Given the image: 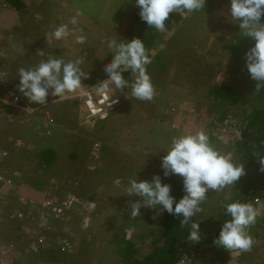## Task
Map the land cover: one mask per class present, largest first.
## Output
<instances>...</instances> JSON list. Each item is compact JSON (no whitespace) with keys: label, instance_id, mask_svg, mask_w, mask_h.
I'll return each instance as SVG.
<instances>
[{"label":"rangeland","instance_id":"obj_1","mask_svg":"<svg viewBox=\"0 0 264 264\" xmlns=\"http://www.w3.org/2000/svg\"><path fill=\"white\" fill-rule=\"evenodd\" d=\"M29 1L26 10H16L0 0V111L8 114L6 110L11 109L3 100L2 81L16 86V91L7 87L8 95L11 91L22 96L17 90L20 68H33L49 58L80 60L81 70L88 75L76 91H83L107 76L103 65L111 60L112 53L101 37L127 40L145 30V24L135 21L132 14L120 21L123 34L113 29V36H109L92 22L102 23L111 9L115 15L125 16L127 11L135 14L134 0ZM110 1L114 5L108 8L105 5ZM211 2L205 0L204 7L191 13H175L169 29L160 33L159 44L146 49L151 56L147 73L154 87L151 101L132 97L129 89L117 91V107L109 117L88 122L80 120L76 109L73 112L76 105L68 93L60 102L49 101L41 107L34 103L37 111L20 121L23 109L15 105L13 123L0 112V174L7 180L11 171L21 168L23 176L0 195V264H122L114 238L121 232L125 240L135 243L137 256L142 257L162 229L163 211L158 206L141 207V218L134 223L135 217L122 210L127 206L130 213L129 202L139 199L126 194L130 179L151 180L159 174L166 183L160 168L164 151L172 138L198 131L208 136L210 145L221 155L238 162L241 127L253 106L259 104L258 93L264 83L257 86L259 82L246 70L243 59L252 45L244 50L236 46L235 37L241 32L238 22L230 18L229 0ZM34 5H40L41 14L40 10L36 12L40 7ZM73 19L76 25L71 23ZM66 20L71 30L68 39L49 41L54 31L51 25ZM19 26L26 30L18 31ZM81 34L86 36V43L78 44L76 37ZM95 42L97 46L91 47ZM160 44L164 45L162 49ZM122 75L131 81L128 72ZM218 84L230 86L250 100L245 104L212 100L210 92ZM107 94L112 96V88L108 87ZM24 99L30 105L28 109H34ZM49 113L54 116L53 122ZM4 134L23 136L15 137V145L10 147ZM43 147L56 148L59 156L54 166H39L36 155ZM3 151L7 153L3 155ZM172 176L176 175L166 178ZM231 187L234 189L226 186L219 191L208 190L213 194L211 205L200 209L193 220L199 222V242L212 237L225 221H220L217 213L235 196L237 189ZM70 193L87 202L82 206L84 211L79 206L62 216L53 215L45 202L53 205ZM248 203L258 213L255 223L246 229L254 240L250 251L226 250L218 255L214 250L198 249L181 264H264V201L256 195ZM87 206L89 214L85 213ZM63 245L67 253L61 250Z\"/></svg>","mask_w":264,"mask_h":264},{"label":"clouds","instance_id":"obj_2","mask_svg":"<svg viewBox=\"0 0 264 264\" xmlns=\"http://www.w3.org/2000/svg\"><path fill=\"white\" fill-rule=\"evenodd\" d=\"M205 0H134L140 19L156 30H166L165 20L170 13L193 12L204 7ZM229 14L238 22L240 32L251 38L252 46L245 53V67L251 79L264 83V0H229ZM76 25V20L71 21ZM79 31V29H72ZM71 31L67 24H60L49 34V41L61 40ZM85 35H78L76 43L83 44ZM112 58L103 65L107 73L103 80L112 88V96L117 91L129 89L130 95L141 101H151L154 87L147 66L151 56L140 38L124 40L119 37L107 41ZM159 47L162 49L163 44ZM80 60L65 62L62 58H49L33 68L18 70L17 90L30 103L45 104L49 96L60 97L75 92L82 86L87 75L80 68ZM128 72L129 81L122 73ZM109 103H118V98L109 99ZM161 157L160 168L163 177L176 175L182 178L184 195L177 200L171 195V187L163 183L161 175L154 174L151 180L130 179L126 188L128 196L135 195L138 200L130 203V216L137 217L140 208L156 209L174 217H182L180 224L189 225L188 239L194 243L201 239L199 222L192 217L200 211V202L209 190L219 191L233 186L245 174L244 163L226 158L209 143L203 131L195 134H183L172 138L170 147ZM260 171L264 172V155L259 156ZM117 185L120 181H115ZM225 220L213 243L223 249L250 251L254 240L246 229L255 223L257 210L249 203L232 201L223 205ZM161 211V212H162Z\"/></svg>","mask_w":264,"mask_h":264},{"label":"trees","instance_id":"obj_3","mask_svg":"<svg viewBox=\"0 0 264 264\" xmlns=\"http://www.w3.org/2000/svg\"><path fill=\"white\" fill-rule=\"evenodd\" d=\"M28 1L29 0H5L6 3H9L12 7L19 10L23 7L25 8ZM211 1L212 0H210V3H212ZM138 11V8H136L134 19L135 21L138 20L140 23H144L145 30L137 33L134 37L142 39L146 49H148V47L155 48L156 45L159 44V40L162 39L160 36V33L162 32L153 27H148L146 22L140 19ZM175 16V13H170L169 18L165 20L166 30L169 29L170 19ZM110 17L115 20L114 22L121 19V17L117 14L115 15V13H110ZM261 22H264V17L261 18ZM235 38L236 46L242 50L249 45H252V43H247L251 41V38L245 37L242 33ZM155 39L158 41H154ZM243 61H245V59H243ZM155 63L156 61L154 64ZM210 93L213 98L212 100L223 101L229 104H245L250 100L247 95L239 93L232 87L224 84L214 85ZM258 98L259 104L253 106L251 112L246 116L240 132L238 162L244 163L245 174L233 184L234 189H237L235 190V196L224 202V204L232 201L248 203L251 200H255L256 195L264 201V172L259 170V156L264 155V89L259 91ZM51 149L52 148L46 147L39 151V162L42 167L49 168L56 164L59 154L56 148L53 150ZM71 156L74 158L76 157L73 154H71ZM165 182L171 185V195L177 200L185 194L182 186V178L172 176L170 178H165ZM38 184L40 185V183ZM234 189L231 187V190ZM211 200H213V194L210 191H207L205 193V199L200 202V209L211 205ZM162 214V229L156 240L152 241L151 247L150 245H147L149 251L142 257L137 256L138 249L135 243L131 240H125V235L122 232L120 235L114 236L116 253L120 256V259L124 264H177L179 255L192 252V256H194L197 249H201V251H204L205 249L214 250L218 255L223 254L227 250L217 245L211 247L214 239L218 236L220 227L208 240L198 242L197 244L189 243L187 239L190 226H182L180 224L182 217H174L167 212H162ZM128 215H130V213H128ZM217 216L220 221L230 219V217L225 214L224 207L219 209ZM138 217L141 218L140 216L135 217L136 221L139 220ZM194 219L195 215L192 217V220ZM135 220L134 222H136ZM61 250L66 253L68 252L64 245L61 247Z\"/></svg>","mask_w":264,"mask_h":264},{"label":"bare ground","instance_id":"obj_4","mask_svg":"<svg viewBox=\"0 0 264 264\" xmlns=\"http://www.w3.org/2000/svg\"><path fill=\"white\" fill-rule=\"evenodd\" d=\"M3 1L5 2V0H3ZM7 4H9V3H7ZM27 5L25 7V10L27 9ZM113 5H114V1L113 2L110 1V2H107L105 6L110 8V7H113ZM17 10H19V9H17ZM110 13H114L112 11V9L107 11L102 23H98L94 19H92V21L94 23H96L97 26L103 28L104 31H106L109 34V36H113L112 32H111L113 29H118L120 31V33L123 34L124 32L121 29L120 21L123 22L129 14H132L134 17V13L131 11H127L125 16H123V15L120 16V14H117L121 17V19L118 20L117 22H114L115 20L111 19ZM93 34H95L94 31L90 32L91 40L94 39ZM101 36H102V34H101ZM103 39L105 41H108L104 37H103ZM123 39H125V38L123 37ZM93 47H96V46H93ZM88 50H91L90 53L93 52L92 49H88ZM84 55L86 56V53ZM3 82H5V83H3ZM2 83H3L2 87H3V90L5 91V95H6V98L2 97V99L4 98L3 100H5L7 107H9L11 109V110H6V111H9L10 114L5 113L4 111L3 112L0 111L3 113V115H2L3 118L9 119L10 120L9 122L13 123V120H12L13 115L12 114L15 113L16 108H14V107L17 104L19 107H21L23 109V113H24L23 115L21 114L19 116L18 121L28 118L29 115H31L32 113L37 111L34 103H31L33 105L34 109L31 108V110H29L28 107H30V105L27 104L26 102H24L26 100L20 94H19V96H17V94L15 92L9 91V95H8V92H7L8 82L6 80H4V81H2ZM102 84L104 87L108 88V86L105 85V82H103V81L96 82L95 81V83L93 82V89L92 90L90 87H88L87 89H84L83 91H75V92L68 93V94H70L71 98L75 102V105L77 108L76 110L78 112V116H79L80 120H84L85 122H87L88 119H92V118L95 119V121L105 120L109 117L110 113L117 107V103H115V104L109 103V99L111 101V99L114 97L104 96V95L98 94V89L96 86L101 87ZM89 90H91V91H89ZM60 100H65V99L63 96H61ZM78 101H80L82 103L83 109H81L79 107L80 105H78V103H77ZM18 136L20 138L23 135H18ZM19 141H20V143L23 142L22 139ZM27 142H28V140H27ZM44 148H46V147H43L41 149H44ZM41 149L38 150L37 155H36V160H38V164H40V162H39L40 152L39 151ZM237 150L239 152V149H237ZM6 153H7L6 151H3V155H5ZM237 160H238V158H237ZM39 166L41 168H43L41 165H39ZM20 169L21 168H18L17 170H14V171H11L10 179H7V180L4 179L2 174H0V195L2 193H5L6 188L9 190L8 185H11V187H12V186H14L16 181H19L22 179L23 176L20 177L22 175V171ZM85 203H87V202H83V201L78 200V198H75L74 196H72V193H70L69 195H66L63 199H59L57 202H55L53 204L56 206H58L60 204L62 207V210H63V212H57L55 215L56 216H62L67 210L73 209V208H79V206H81L82 210L84 211L83 207H85ZM125 209L127 210L126 214H128L127 212L129 210V207L126 206ZM85 213L86 214L90 213L88 206L85 208ZM134 220L135 219H133V221ZM134 223H136V222H134ZM191 257H192V252L186 253L183 255H179L177 264H181L184 260H186L187 258H191ZM122 264H124V263L122 262Z\"/></svg>","mask_w":264,"mask_h":264},{"label":"crops","instance_id":"obj_5","mask_svg":"<svg viewBox=\"0 0 264 264\" xmlns=\"http://www.w3.org/2000/svg\"><path fill=\"white\" fill-rule=\"evenodd\" d=\"M45 1H47V2H50V3H53L51 0H45ZM36 2H38V4H39V1H35L34 2V4H36ZM30 4V1H28V5ZM49 6H53V4H48ZM8 5H6V6H4V5H2V7H4V8H6ZM31 6V5H30ZM34 7H36V5H34ZM37 7H40V5H37ZM36 7V8H37ZM14 10V9H13ZM17 10V9H16ZM32 10H34V9H29V11L31 12ZM39 10H40V14H41V7L40 8H38V9H36V12H39ZM4 11H7V10H4ZM3 11V12H4ZM2 12V13H3ZM33 12V11H32ZM42 12H43V9H42ZM74 12H76V11H74ZM80 12V11H79ZM13 13V12H12ZM46 13V9H45V11H44V14ZM39 14V13H38ZM37 14V16H39ZM54 15V14H53ZM33 21H36V19L35 20H33ZM93 22V21H92ZM65 23H67V20L66 21H62V22H60L59 24H52L51 26H54L53 28L54 29H52V30H55V27H57V26H59L60 24H65ZM21 29H25L26 30V28H24V27H21V26H19L18 27V31H20ZM17 33V32H16ZM68 36V35H67ZM64 37V39H68V37ZM101 38H103V37H101ZM75 40V39H74ZM97 40V38L95 39V41ZM94 46H97V43L95 42V44H93ZM93 45L91 46V47H93ZM89 48V49H92V48ZM88 49V48H87ZM85 57V56H84ZM2 73V72H1ZM3 80H5V79H3ZM7 87H9V88H11V87H13L12 89H14V91H16V86L14 85V86H12V84H9L8 83V86ZM61 97V96H60ZM60 97H56V98H54V99H48V101L46 100V103L47 102H49V101H59L60 102ZM45 103V104H46ZM78 103V102H77ZM45 104H39L40 105V107L41 106H44ZM82 104V103H81ZM80 105V104H79ZM81 109H83V107H82V105H80L79 106ZM75 109H77L76 107L75 108H73V112H75ZM44 112V111H43ZM46 112H49V111H46ZM48 114V113H47ZM50 114V120L53 122L54 121V116H51V113H49ZM89 120V119H88ZM88 120H87V122H88ZM60 127H61V125H59ZM27 128H31V127H27ZM15 137L16 138H18L19 136L16 134V135H10V136H8V135H6V134H4V139H5V141H8V144H9V146L10 147H14V145H15ZM12 156V155H11ZM30 187V186H29ZM17 224V223H16ZM18 225V224H17ZM33 254V253H32Z\"/></svg>","mask_w":264,"mask_h":264},{"label":"built area","instance_id":"obj_6","mask_svg":"<svg viewBox=\"0 0 264 264\" xmlns=\"http://www.w3.org/2000/svg\"><path fill=\"white\" fill-rule=\"evenodd\" d=\"M104 82V81H103ZM97 85V84H96ZM97 87V89H98V94L99 95H104V96H109L108 94H107V92H108V88L107 87H104L103 86V84L101 85V87H99V86H96ZM93 89V87L91 88V90ZM91 90H89V91H91ZM99 100V99H98ZM98 110V109H97ZM47 205H49L51 208V212L53 213V214H56L57 212H63V210H62V207H61V205L59 204L58 206H56V205H51L48 201H46L45 202Z\"/></svg>","mask_w":264,"mask_h":264}]
</instances>
